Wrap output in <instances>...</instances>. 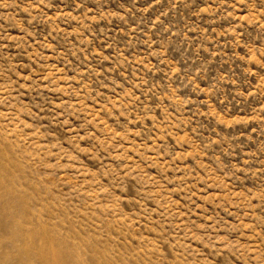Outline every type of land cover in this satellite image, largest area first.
<instances>
[{"label":"rangeland","instance_id":"1","mask_svg":"<svg viewBox=\"0 0 264 264\" xmlns=\"http://www.w3.org/2000/svg\"><path fill=\"white\" fill-rule=\"evenodd\" d=\"M0 264H264V0H0Z\"/></svg>","mask_w":264,"mask_h":264}]
</instances>
